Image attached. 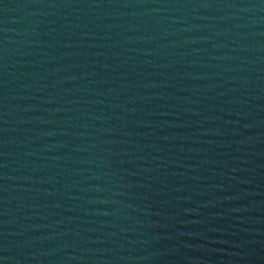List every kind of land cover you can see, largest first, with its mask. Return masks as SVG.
<instances>
[{"label": "water", "instance_id": "water-1", "mask_svg": "<svg viewBox=\"0 0 264 264\" xmlns=\"http://www.w3.org/2000/svg\"><path fill=\"white\" fill-rule=\"evenodd\" d=\"M0 264H264V0H0Z\"/></svg>", "mask_w": 264, "mask_h": 264}]
</instances>
